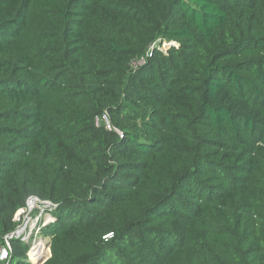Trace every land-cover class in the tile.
I'll list each match as a JSON object with an SVG mask.
<instances>
[{
	"label": "trees",
	"instance_id": "trees-1",
	"mask_svg": "<svg viewBox=\"0 0 264 264\" xmlns=\"http://www.w3.org/2000/svg\"><path fill=\"white\" fill-rule=\"evenodd\" d=\"M30 196L42 264H264V0H0V241Z\"/></svg>",
	"mask_w": 264,
	"mask_h": 264
},
{
	"label": "built area",
	"instance_id": "built-area-1",
	"mask_svg": "<svg viewBox=\"0 0 264 264\" xmlns=\"http://www.w3.org/2000/svg\"><path fill=\"white\" fill-rule=\"evenodd\" d=\"M166 45V44H165ZM98 121H102L106 128L112 129L109 116L104 113L98 118ZM54 205L50 200L40 198L38 196H30L27 199L26 206L21 208L14 216L16 222L15 228L10 233L2 234V240L0 241V263L8 261L12 253L13 238H18L21 241L29 244L31 237L36 233H41V228L53 221L50 211ZM35 244L31 243V251L29 254V261L31 264H42L45 259L40 260L41 254L36 256L33 250Z\"/></svg>",
	"mask_w": 264,
	"mask_h": 264
},
{
	"label": "rangeland",
	"instance_id": "rangeland-1",
	"mask_svg": "<svg viewBox=\"0 0 264 264\" xmlns=\"http://www.w3.org/2000/svg\"><path fill=\"white\" fill-rule=\"evenodd\" d=\"M168 46H169L168 44H166V45L163 44L162 48L166 50L168 48ZM53 229H54L53 227H49L48 228V230H47L48 236L47 237H45V235L42 234V233H39V234L36 233V234L33 235V238L31 237V241L28 244L27 257L29 256V254H31L30 253V251H31V243H32V245L35 244V246H37V245H39L40 241L45 242V245L41 246V247H39L37 249L38 251L41 250V252H37L36 256H39V254H41L42 258L40 260H43L44 258H46V257H48L50 255V249H49V246H48V241L50 239L49 235H51L53 233ZM33 252H36V250H33ZM28 259H29V257H28Z\"/></svg>",
	"mask_w": 264,
	"mask_h": 264
},
{
	"label": "bare ground",
	"instance_id": "bare-ground-1",
	"mask_svg": "<svg viewBox=\"0 0 264 264\" xmlns=\"http://www.w3.org/2000/svg\"><path fill=\"white\" fill-rule=\"evenodd\" d=\"M44 245H45V242L40 241V242H39V245L35 246V249H34V250H36V252H35L34 254H36L37 252H41V250L38 251L37 249H38L39 247H41V246H44Z\"/></svg>",
	"mask_w": 264,
	"mask_h": 264
}]
</instances>
